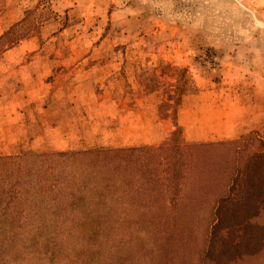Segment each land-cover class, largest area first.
I'll return each instance as SVG.
<instances>
[{
  "label": "rangeland",
  "instance_id": "1",
  "mask_svg": "<svg viewBox=\"0 0 264 264\" xmlns=\"http://www.w3.org/2000/svg\"><path fill=\"white\" fill-rule=\"evenodd\" d=\"M16 26L10 46L1 38ZM157 81L182 86L187 142L264 136V0H0V156L158 145L175 128L159 114L163 86L144 92ZM239 188L207 264H264V214L242 211L256 199ZM156 240L135 248L139 264H201L200 251L178 245L166 256ZM79 246L0 236V264H111V248Z\"/></svg>",
  "mask_w": 264,
  "mask_h": 264
},
{
  "label": "trees",
  "instance_id": "2",
  "mask_svg": "<svg viewBox=\"0 0 264 264\" xmlns=\"http://www.w3.org/2000/svg\"><path fill=\"white\" fill-rule=\"evenodd\" d=\"M17 28L1 40L13 46ZM151 84L144 92L163 86L159 114L175 128L158 145L0 156V236L75 237L83 248H111L103 261L111 264H139L135 248L155 236L166 256L179 245L200 251L207 264L212 231L242 180L245 199H256L241 203L242 211L264 214V136L189 143L177 123L182 86Z\"/></svg>",
  "mask_w": 264,
  "mask_h": 264
}]
</instances>
